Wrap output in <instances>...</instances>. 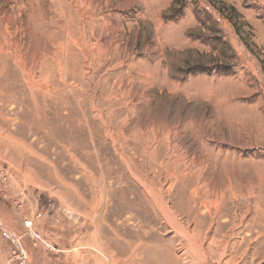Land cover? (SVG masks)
<instances>
[{
    "label": "rangeland",
    "instance_id": "rangeland-1",
    "mask_svg": "<svg viewBox=\"0 0 264 264\" xmlns=\"http://www.w3.org/2000/svg\"><path fill=\"white\" fill-rule=\"evenodd\" d=\"M229 1L0 0V264L26 218L109 264H264V0Z\"/></svg>",
    "mask_w": 264,
    "mask_h": 264
},
{
    "label": "crops",
    "instance_id": "crops-1",
    "mask_svg": "<svg viewBox=\"0 0 264 264\" xmlns=\"http://www.w3.org/2000/svg\"><path fill=\"white\" fill-rule=\"evenodd\" d=\"M88 1L90 0L82 5V10L89 8ZM229 2L233 3L231 0ZM260 38L264 42V34L261 33ZM17 234L25 258L10 260L7 264H109L98 249L99 241L90 232L74 231L66 242L54 244L53 249L34 245L32 238L22 227L17 229Z\"/></svg>",
    "mask_w": 264,
    "mask_h": 264
},
{
    "label": "built area",
    "instance_id": "built-area-1",
    "mask_svg": "<svg viewBox=\"0 0 264 264\" xmlns=\"http://www.w3.org/2000/svg\"><path fill=\"white\" fill-rule=\"evenodd\" d=\"M24 224L27 228V234L30 235L32 238L34 245H43V246H50L46 238L42 235V233L37 230V228L33 225L32 221L30 219H26L24 221ZM16 257L23 260L25 258V253L22 251V249H18V253H16Z\"/></svg>",
    "mask_w": 264,
    "mask_h": 264
},
{
    "label": "trees",
    "instance_id": "trees-1",
    "mask_svg": "<svg viewBox=\"0 0 264 264\" xmlns=\"http://www.w3.org/2000/svg\"><path fill=\"white\" fill-rule=\"evenodd\" d=\"M223 4V10L225 9V8H229V10H231V11H234V12H236L237 13V11H236V9H235V7L234 6H228V5H225L224 3H222Z\"/></svg>",
    "mask_w": 264,
    "mask_h": 264
},
{
    "label": "bare ground",
    "instance_id": "bare-ground-1",
    "mask_svg": "<svg viewBox=\"0 0 264 264\" xmlns=\"http://www.w3.org/2000/svg\"><path fill=\"white\" fill-rule=\"evenodd\" d=\"M164 209V208H163ZM243 253V252H242Z\"/></svg>",
    "mask_w": 264,
    "mask_h": 264
}]
</instances>
